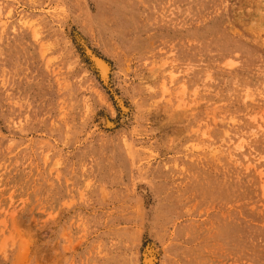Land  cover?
Masks as SVG:
<instances>
[{
  "label": "rangeland",
  "instance_id": "obj_1",
  "mask_svg": "<svg viewBox=\"0 0 264 264\" xmlns=\"http://www.w3.org/2000/svg\"><path fill=\"white\" fill-rule=\"evenodd\" d=\"M146 258L264 264V0H0V264Z\"/></svg>",
  "mask_w": 264,
  "mask_h": 264
},
{
  "label": "bare ground",
  "instance_id": "obj_2",
  "mask_svg": "<svg viewBox=\"0 0 264 264\" xmlns=\"http://www.w3.org/2000/svg\"><path fill=\"white\" fill-rule=\"evenodd\" d=\"M90 53V52H89ZM96 59V58H95ZM94 59V60H95ZM95 66H96V69L98 70V73L99 75L101 76L102 79L106 80L108 79L107 78V75L109 74L108 71H109V66L104 62V61H101V60H95ZM237 64V63H236ZM247 92V91H246ZM194 94V93H193ZM219 95V94H218ZM239 140V139H238ZM64 245V244H63ZM147 256V255H146ZM152 256V255H151ZM145 257V256H144ZM142 264H153L152 263V260L149 259V258H146L144 260V262Z\"/></svg>",
  "mask_w": 264,
  "mask_h": 264
}]
</instances>
